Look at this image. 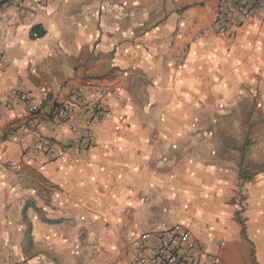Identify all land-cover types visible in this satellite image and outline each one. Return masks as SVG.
Returning a JSON list of instances; mask_svg holds the SVG:
<instances>
[{
  "label": "crops",
  "instance_id": "1",
  "mask_svg": "<svg viewBox=\"0 0 264 264\" xmlns=\"http://www.w3.org/2000/svg\"><path fill=\"white\" fill-rule=\"evenodd\" d=\"M16 2L0 0V95L47 91L46 115L86 83L121 93L89 148L66 147L82 108L49 126L17 98L0 108V264H136L137 238L175 224L218 264H264V18L218 34L216 0ZM229 118L260 122L244 166L204 131ZM41 138L57 159L24 162Z\"/></svg>",
  "mask_w": 264,
  "mask_h": 264
},
{
  "label": "built area",
  "instance_id": "2",
  "mask_svg": "<svg viewBox=\"0 0 264 264\" xmlns=\"http://www.w3.org/2000/svg\"><path fill=\"white\" fill-rule=\"evenodd\" d=\"M29 0H17L19 8H25ZM264 18V0H216V10L212 28L218 34H227L232 26H240L255 17ZM209 28H202L195 36L196 41L202 40ZM38 37L37 32H33ZM121 89L109 87L102 82L86 83L78 86L70 95L67 103L56 104L48 113H43V106L50 96L42 90L39 97L23 92L17 88L0 95V108L11 107L12 99L17 98L24 104L29 116L44 118L45 125H60L69 121L78 108L84 112L86 131L66 143V147H93L96 138L93 126L104 121L109 113L108 97L111 94L120 96ZM56 146L47 138H41L24 147L22 160H40L46 158L55 161ZM134 262L136 264H218L217 252L207 250L203 242H198L192 233L183 225L175 224L159 232H144L134 243ZM8 264V263H7ZM22 264V263H10Z\"/></svg>",
  "mask_w": 264,
  "mask_h": 264
},
{
  "label": "rangeland",
  "instance_id": "3",
  "mask_svg": "<svg viewBox=\"0 0 264 264\" xmlns=\"http://www.w3.org/2000/svg\"><path fill=\"white\" fill-rule=\"evenodd\" d=\"M193 123L198 124L199 121H195ZM259 123L260 122H254V121H249V120H247V121L246 120H236L235 121V120H231L229 118V119H225L223 121H217L214 124L212 123V125L209 124V127H205L206 130H204V131H206V133L208 135L209 134L213 135L214 133L212 132V129H213V127H216L217 132H218V138L223 141L222 144H225L224 143L225 135H226L225 132L228 135L232 136V137H230L231 140H234V143L237 146L240 145L241 151L244 150V152L242 151L243 157L241 158V166H244L245 162L248 160L246 158V156L250 155L249 147H251V145H253L255 142V137H253L254 135H252V133H253L252 131H254V133H255V130L261 129V126ZM210 126H211V128H210ZM221 130H223L224 132L223 131L221 132ZM226 144H227V142H226ZM240 178L241 179L247 178V172H245L244 169H240ZM243 198H244V195L240 194V203H239L240 207H243L242 206ZM241 209L237 213V221H238V224L242 228L244 237H246L247 236L246 217H244L241 214L242 213Z\"/></svg>",
  "mask_w": 264,
  "mask_h": 264
}]
</instances>
